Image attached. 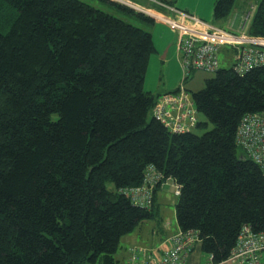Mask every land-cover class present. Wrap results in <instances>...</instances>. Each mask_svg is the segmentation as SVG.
Returning a JSON list of instances; mask_svg holds the SVG:
<instances>
[{"label":"trees","instance_id":"obj_1","mask_svg":"<svg viewBox=\"0 0 264 264\" xmlns=\"http://www.w3.org/2000/svg\"><path fill=\"white\" fill-rule=\"evenodd\" d=\"M235 3L215 0L213 17ZM253 3L247 33L264 36ZM154 51L150 31L82 0H0V264H114L121 237L154 216L121 191L148 165L179 186V230L214 260L243 224L264 230V170L235 142L242 115L264 110V65L220 67L191 91L212 127L176 133L144 89Z\"/></svg>","mask_w":264,"mask_h":264},{"label":"built area","instance_id":"obj_2","mask_svg":"<svg viewBox=\"0 0 264 264\" xmlns=\"http://www.w3.org/2000/svg\"><path fill=\"white\" fill-rule=\"evenodd\" d=\"M142 11L155 21H160L175 31L176 47L184 75L179 85L161 92L155 99L152 115L171 132L193 130L198 123L197 109L185 81L193 69L216 72L220 66V48L228 45L233 49V70L243 75L250 69L264 65V36L250 35L244 29L250 11L243 15L241 31L214 25L197 15L183 10L165 0H145L154 7H144L130 0H114ZM236 144L264 170V110L242 115L235 133ZM162 173L148 165L141 184L121 191L139 206L152 205L153 191L162 181ZM174 193L179 186L173 182ZM200 242L197 231L179 230L169 237V245L161 254L151 253L146 247L133 245L129 248L128 264H189L188 255ZM264 254V230L253 231L243 224L236 243L228 256L216 261L212 254H206L201 264H262ZM140 257L144 260L140 262Z\"/></svg>","mask_w":264,"mask_h":264},{"label":"crops","instance_id":"obj_3","mask_svg":"<svg viewBox=\"0 0 264 264\" xmlns=\"http://www.w3.org/2000/svg\"><path fill=\"white\" fill-rule=\"evenodd\" d=\"M165 1L172 3L183 10L189 11L197 15L198 17H201L200 15L208 16L209 13L211 17L213 16V10L209 12L203 9L198 4H189L188 1L186 0H179L178 3H176L175 0H165ZM243 12H244V9L240 7H234V9L232 10L231 14L228 17H224L220 19H215L214 17L213 18L216 20L215 23H217L219 27H223V28L232 30L234 32H239L242 30L241 27L243 24V15H244ZM154 22L156 23V21H153V23ZM209 22H212V21H209ZM163 25L169 28L167 24H163ZM247 28L248 26L245 27L246 32H247ZM151 34H152V31H151ZM173 34L175 35V37L173 38V40H171L169 37H166L165 34L163 33L161 34V32L160 33L155 32V34L152 35L154 48L156 47V49H158V44L153 38V37H157L158 41L161 40L164 43V47L167 46V52L169 51V48L171 46L174 47V51H175V52L173 51L174 60H177V61L179 60L178 62L180 63V54L175 44L176 33H173ZM165 38H167V40ZM222 48H223V53L225 52V54L220 56V66H221V61L230 62V66H231L233 63V49L228 45H223L220 48V51ZM169 60H172V59L170 58ZM180 68L182 71V76H181V79L177 83L182 81L183 75H184L183 69L181 67V63H180ZM185 85L187 87V84ZM188 90L192 91L189 88ZM148 91L151 92L152 90L150 89ZM165 91H168V90H165ZM167 193H169V197L165 196ZM177 196L178 195L174 193V186L171 182H168L167 184L162 185V186L160 185V186L155 187L153 191V200H152L153 208H154V216L150 219H146V220L139 222L131 232L121 237L118 248L114 254L115 256L114 264H128L129 248L132 245H141L143 247H146L148 250H150L151 253H154V254H161L168 247L169 237L179 230V226L178 224L177 225L173 224V217H174L173 209L172 211L171 209L169 210V207H168L169 204L167 203L174 201L173 199H170V197L172 198L174 197L175 203H176ZM175 215H176V212H175ZM200 243L201 242H198L194 246L190 254L188 255L189 264H201L203 262L206 254L202 252ZM142 261H146V260H144L143 257H140V262ZM263 264H264V254H263Z\"/></svg>","mask_w":264,"mask_h":264},{"label":"rangeland","instance_id":"obj_4","mask_svg":"<svg viewBox=\"0 0 264 264\" xmlns=\"http://www.w3.org/2000/svg\"><path fill=\"white\" fill-rule=\"evenodd\" d=\"M82 1L88 2L94 5L95 7L100 8L106 12H109L115 16H119L131 22L132 24L136 26H140L146 30H149L150 32L152 31V35L155 34V32H158V33L161 32V34L162 33L165 34V36L169 37L171 40H173V38L175 37V35L173 34L175 32H173L172 30L167 28L165 25H163L165 23L163 22L159 23L160 21H156V23L150 22L138 16L137 14L133 12H129L127 10H123L121 8L115 7L109 1H106V0H82ZM130 1L136 2L137 4L144 6V7H154L156 9L159 8L145 0H130ZM175 1L176 3H178L179 0H175ZM186 1H188L189 4H198L203 9L209 12L213 10L214 0H186ZM254 1L255 0H248V1L247 0L245 1L236 0L235 7H240L244 9L245 11L243 12V14H245L247 10H250V17L247 19L245 27L248 26L250 19L255 11V5H254L255 3H253ZM133 9L137 11V9L135 8ZM200 16L202 19L207 20V21H212V23L214 22L213 23L214 25L218 26L217 23H215L216 20L213 18V16L211 17L210 13L208 16L207 15H200ZM153 38L158 44V49H156L155 47V51L150 54L143 85H144L145 90L151 89L152 90L151 92L156 95L165 90L175 89L180 83V82L179 83L177 82L181 79L182 71L180 68V63L178 62L179 60L178 61L174 60V55H173L174 47L171 46L169 48V51L167 52V46L164 47V43L161 40L158 41L157 37H153ZM165 39L167 40V38ZM224 54L225 52L223 53V48H222L220 51V56ZM170 58L172 60H169ZM221 66L229 67L230 62L221 61ZM214 74L215 72H207L203 70L193 69L191 73L189 74V76L187 77V81L185 83L187 84V87L190 90L196 91L203 87L204 80L206 78L211 77ZM197 117L199 121L207 122V124L206 125L201 124L199 126H195L193 129L194 132L201 134L204 131L212 127V124L207 121L206 117L204 116L202 112H198ZM106 186L108 189L114 188L113 183L110 181L106 183ZM165 196L169 197V193H167ZM170 199H173L174 201L167 203V204H169L168 205L169 210L171 209L172 211L173 209V214H174L173 224L177 225L176 215H175V206H174L175 198L170 197Z\"/></svg>","mask_w":264,"mask_h":264},{"label":"clouds","instance_id":"obj_5","mask_svg":"<svg viewBox=\"0 0 264 264\" xmlns=\"http://www.w3.org/2000/svg\"><path fill=\"white\" fill-rule=\"evenodd\" d=\"M122 3V2H121ZM128 6V5H127ZM129 7H131V6H129ZM138 11V10H137ZM247 11H250V10H247ZM139 12H142V11H139ZM142 13H144V12H142ZM145 14V13H144ZM146 16H148L147 14H145ZM148 17H150V16H148ZM151 18V17H150ZM153 20V19H152ZM155 21V20H154ZM231 67H232V65H231ZM164 92V91H163ZM191 92V91H190ZM152 200H153V197H152Z\"/></svg>","mask_w":264,"mask_h":264}]
</instances>
